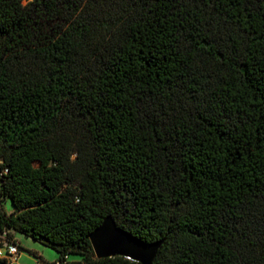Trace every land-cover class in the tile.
<instances>
[{"label": "trees", "instance_id": "obj_1", "mask_svg": "<svg viewBox=\"0 0 264 264\" xmlns=\"http://www.w3.org/2000/svg\"><path fill=\"white\" fill-rule=\"evenodd\" d=\"M107 217L153 264H264V0H0V240L140 264L97 259Z\"/></svg>", "mask_w": 264, "mask_h": 264}, {"label": "water", "instance_id": "obj_2", "mask_svg": "<svg viewBox=\"0 0 264 264\" xmlns=\"http://www.w3.org/2000/svg\"><path fill=\"white\" fill-rule=\"evenodd\" d=\"M90 241L97 259L117 256L129 258L140 264H153L164 240L146 244L118 227L109 217L92 232ZM0 264H5L0 261Z\"/></svg>", "mask_w": 264, "mask_h": 264}, {"label": "rangeland", "instance_id": "obj_3", "mask_svg": "<svg viewBox=\"0 0 264 264\" xmlns=\"http://www.w3.org/2000/svg\"><path fill=\"white\" fill-rule=\"evenodd\" d=\"M30 1L31 0H23V4L27 5ZM5 205L7 212L11 213L12 208L10 204L7 202ZM14 237L21 248L18 264H36L39 260L34 257L32 252L38 254L49 263H54L59 260V253L43 243L37 242L21 233H14Z\"/></svg>", "mask_w": 264, "mask_h": 264}, {"label": "built area", "instance_id": "obj_4", "mask_svg": "<svg viewBox=\"0 0 264 264\" xmlns=\"http://www.w3.org/2000/svg\"><path fill=\"white\" fill-rule=\"evenodd\" d=\"M20 247L18 243H12L6 239L0 240V261L5 264H18ZM36 264H43L38 261Z\"/></svg>", "mask_w": 264, "mask_h": 264}, {"label": "crops", "instance_id": "obj_5", "mask_svg": "<svg viewBox=\"0 0 264 264\" xmlns=\"http://www.w3.org/2000/svg\"><path fill=\"white\" fill-rule=\"evenodd\" d=\"M16 240V239H15Z\"/></svg>", "mask_w": 264, "mask_h": 264}]
</instances>
